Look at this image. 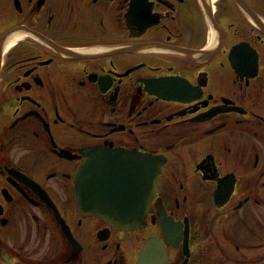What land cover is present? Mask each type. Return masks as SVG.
Instances as JSON below:
<instances>
[{
  "label": "flooded vegetation",
  "instance_id": "obj_1",
  "mask_svg": "<svg viewBox=\"0 0 264 264\" xmlns=\"http://www.w3.org/2000/svg\"><path fill=\"white\" fill-rule=\"evenodd\" d=\"M98 165L155 173L139 225L78 208ZM140 260L264 264V0H0V264Z\"/></svg>",
  "mask_w": 264,
  "mask_h": 264
},
{
  "label": "water",
  "instance_id": "obj_2",
  "mask_svg": "<svg viewBox=\"0 0 264 264\" xmlns=\"http://www.w3.org/2000/svg\"><path fill=\"white\" fill-rule=\"evenodd\" d=\"M89 173L88 181L84 179L87 176V171L83 178L81 177V184L84 183V188H81V191L76 179L74 193L78 207L92 209L95 214L116 227L127 228L139 225V216L143 215L153 194L155 173L151 169L146 170L145 183L143 184L146 189L140 191L142 202L139 206L132 203L128 204V201L132 199V190H128L124 179H116L114 174L102 169L99 165L89 168ZM118 193L120 195H117ZM139 210L138 216L134 217ZM151 253H154L157 258L161 257L159 253L162 252L150 241L145 244L142 254L150 256ZM140 262L141 260L138 264Z\"/></svg>",
  "mask_w": 264,
  "mask_h": 264
}]
</instances>
